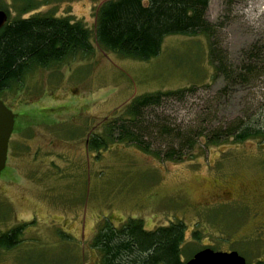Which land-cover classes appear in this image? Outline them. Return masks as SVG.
Returning a JSON list of instances; mask_svg holds the SVG:
<instances>
[{
	"label": "rangeland",
	"instance_id": "374dc122",
	"mask_svg": "<svg viewBox=\"0 0 264 264\" xmlns=\"http://www.w3.org/2000/svg\"><path fill=\"white\" fill-rule=\"evenodd\" d=\"M107 1L34 0L21 13L20 1L0 0V10L8 21L70 16L92 32ZM205 17L211 38L167 36L148 61L104 51L92 38L90 56L35 68L0 96L15 114L0 180V236L21 227L18 244L0 248V264H100L94 234L104 221L117 228L130 219L146 231L182 223L189 258L210 248L236 251L247 264L264 259V140L207 146L205 137H194L179 162L165 160L164 145L155 143L146 152L125 142L97 152L86 147L87 138L147 93L186 90L153 112L171 129L209 135L236 118L259 121L264 0H209ZM216 54L232 81L216 69ZM248 62L258 73L234 82Z\"/></svg>",
	"mask_w": 264,
	"mask_h": 264
},
{
	"label": "trees",
	"instance_id": "16d2710c",
	"mask_svg": "<svg viewBox=\"0 0 264 264\" xmlns=\"http://www.w3.org/2000/svg\"><path fill=\"white\" fill-rule=\"evenodd\" d=\"M10 1L22 3L18 9L21 13L30 10L34 4V0ZM208 1L146 0L144 3L143 0H110L96 10L92 32L70 16L36 15L7 20L0 29V96L19 86L23 77L35 68L51 69L77 56H90L93 53L92 38L100 49L138 61L158 56L167 36L204 35L211 38L213 27L205 17ZM215 57L220 62L216 69L228 78L222 67L223 58L218 54ZM255 71L258 73L249 62L242 65L234 74V82H248L247 76ZM184 91L147 93L133 98L118 117L103 124L99 134L87 138V149L97 152L110 143L125 142L146 152L148 146L155 143L164 145L159 149L165 160L179 162L188 157L186 153L194 147L196 137H205L207 146L229 139L234 143L264 140L262 110L259 121L236 118L225 127L215 128L209 135L203 131L171 129L153 112L162 101L178 99ZM151 153L159 154L158 151ZM20 231L21 227L1 235L0 248L15 247ZM184 236V226L180 222L146 231L139 220L130 219L117 228L104 221L94 234L91 247L99 253L100 264H184L183 259L190 257L182 249ZM252 264H264V259L258 258Z\"/></svg>",
	"mask_w": 264,
	"mask_h": 264
},
{
	"label": "water",
	"instance_id": "95a60500",
	"mask_svg": "<svg viewBox=\"0 0 264 264\" xmlns=\"http://www.w3.org/2000/svg\"><path fill=\"white\" fill-rule=\"evenodd\" d=\"M7 22V14L0 10V29ZM15 114L0 100V173L4 169L7 143L13 131ZM184 264H246L236 251L223 252L203 248L195 252Z\"/></svg>",
	"mask_w": 264,
	"mask_h": 264
},
{
	"label": "flooded vegetation",
	"instance_id": "af4514ba",
	"mask_svg": "<svg viewBox=\"0 0 264 264\" xmlns=\"http://www.w3.org/2000/svg\"><path fill=\"white\" fill-rule=\"evenodd\" d=\"M13 136L12 135H10V137H9V140H8V143H7V153H8V150H9V148H10V144H11V142H10V140H11V138H12ZM7 157V156H6ZM7 160V159H6ZM4 169H6V162H5V166H4ZM3 169V170H4ZM2 170V171H3ZM2 171H1V173H0V180H1V174H2Z\"/></svg>",
	"mask_w": 264,
	"mask_h": 264
}]
</instances>
